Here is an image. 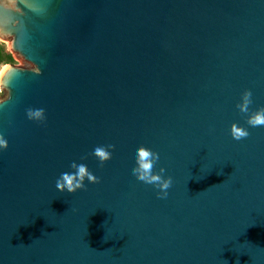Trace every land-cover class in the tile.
Returning <instances> with one entry per match:
<instances>
[{"label":"water","instance_id":"obj_1","mask_svg":"<svg viewBox=\"0 0 264 264\" xmlns=\"http://www.w3.org/2000/svg\"><path fill=\"white\" fill-rule=\"evenodd\" d=\"M0 40V264H264V0H0Z\"/></svg>","mask_w":264,"mask_h":264},{"label":"clouds","instance_id":"obj_2","mask_svg":"<svg viewBox=\"0 0 264 264\" xmlns=\"http://www.w3.org/2000/svg\"><path fill=\"white\" fill-rule=\"evenodd\" d=\"M251 93L245 90L241 95V102L239 108L242 112L247 113L249 110V104L251 103ZM30 119H43V109L30 110L28 112ZM250 126H264V108L259 109L253 113L248 119ZM230 135L235 140H240L249 135L247 129L231 125ZM7 147V141L0 137V149ZM95 155L101 160V162L110 158V153L103 148L95 149ZM159 159V155L156 152L139 147L136 149L135 160L136 167L132 169V174L146 184H150L153 187L159 189L157 196L161 199L166 198L168 195L167 190L171 187L172 179L164 175L165 169L160 168L159 172L154 173L153 167L155 162ZM85 180L89 183H98V179L86 170V167L81 165L75 172L62 173L59 179L56 181V189L60 192H67L69 194L75 193L77 190H81L85 187Z\"/></svg>","mask_w":264,"mask_h":264},{"label":"trees","instance_id":"obj_3","mask_svg":"<svg viewBox=\"0 0 264 264\" xmlns=\"http://www.w3.org/2000/svg\"><path fill=\"white\" fill-rule=\"evenodd\" d=\"M13 62L11 54L0 44V66L9 65Z\"/></svg>","mask_w":264,"mask_h":264},{"label":"rangeland","instance_id":"obj_4","mask_svg":"<svg viewBox=\"0 0 264 264\" xmlns=\"http://www.w3.org/2000/svg\"><path fill=\"white\" fill-rule=\"evenodd\" d=\"M0 44H2V45L5 47V49L8 51V44H9V43L0 40ZM11 56H12V55H11ZM12 58H13V62H12L11 64H9V65H14V66H18V67H20L21 64H20L19 60L16 59V58H14V56H12ZM4 66H5V65H4ZM4 66H0V73L2 72ZM1 97H2V92H0V98H1Z\"/></svg>","mask_w":264,"mask_h":264},{"label":"bare ground","instance_id":"obj_5","mask_svg":"<svg viewBox=\"0 0 264 264\" xmlns=\"http://www.w3.org/2000/svg\"><path fill=\"white\" fill-rule=\"evenodd\" d=\"M4 69V68H3ZM2 73V72H1ZM1 73H0V75H1Z\"/></svg>","mask_w":264,"mask_h":264}]
</instances>
